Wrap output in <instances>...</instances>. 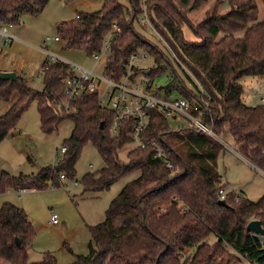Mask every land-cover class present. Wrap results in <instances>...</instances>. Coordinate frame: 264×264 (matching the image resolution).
Instances as JSON below:
<instances>
[{"label":"trees","instance_id":"1","mask_svg":"<svg viewBox=\"0 0 264 264\" xmlns=\"http://www.w3.org/2000/svg\"><path fill=\"white\" fill-rule=\"evenodd\" d=\"M127 1L128 6H123L117 0H105L99 11L60 23L58 34L65 47L92 56L100 54L105 39L112 37L111 56L104 65V76L112 82H121L127 75L131 83L135 82L139 70L131 67L128 71L134 53L143 51L153 56L157 66L164 64L172 71L180 95L206 107L203 120L215 138L188 127L171 132L165 114L158 107L148 108L149 122L143 137L164 150L174 170L153 158L154 148L150 146L144 150L130 148L127 163H122L119 153L131 145L134 120L119 122L117 133L112 135L115 112L99 103L97 92L83 95L61 114L64 80L72 75L71 67L62 60L47 59L42 65L44 81L40 92L29 88L18 76L13 82L0 80V102L7 105L0 114V142L36 101L45 134L55 131L63 119L72 121V133L62 143L66 152L58 164L43 168L37 175L1 172L0 193L8 189L40 190L49 181L58 185L61 176L74 179L80 151L92 143L104 167L82 178L84 192L108 190L135 170L139 175L110 202L104 221L90 228L89 254L74 255L71 264H264V237L246 230L252 220L264 228V197L255 203L243 197L235 202L236 193L230 191L226 206L219 205L218 189L224 185L217 170V158L223 149L220 141L228 138L242 158L264 173V103L246 106L238 83L245 76L264 78V20H258L259 4L264 10V0H228L229 10L225 13L217 10L216 0L196 25L187 13L209 0ZM47 2L0 0V26L18 25L23 15H39ZM143 15L166 43L195 92L184 86L158 47L134 28ZM185 25L192 29L197 41L185 40ZM114 26L119 29L116 36ZM159 69L143 74L153 78ZM144 90L148 92L150 87ZM170 90L168 87L164 91L167 94ZM34 237L24 210L2 204L0 264H58L49 253L40 262H28L26 248ZM186 250L190 252L181 261L179 253Z\"/></svg>","mask_w":264,"mask_h":264},{"label":"rangeland","instance_id":"2","mask_svg":"<svg viewBox=\"0 0 264 264\" xmlns=\"http://www.w3.org/2000/svg\"><path fill=\"white\" fill-rule=\"evenodd\" d=\"M117 1L123 6H128L127 0ZM215 1L209 0L199 9L187 13L191 23L194 25L199 23L206 13L212 10ZM104 3L105 0H48L39 15H23L18 25L3 26L10 39L0 35V72L15 73L26 81L29 88L40 92L44 81L42 65L47 59L54 57L71 67L75 66L104 78V65L108 56L105 52L98 59H94L83 51L66 48L61 39L58 42L54 41L55 37H59L60 23L73 21L80 14L99 11ZM259 7L258 20L261 21L264 20V10L260 4ZM217 10L220 13L227 12L228 0H219ZM134 28L158 47L171 62L184 86L195 92L194 86L176 66L166 43L148 26L142 28L135 22ZM182 32L186 41H197L188 25L183 26ZM131 67L139 70L135 75V82L132 83L137 85V88L145 89L149 86L150 94L161 97H165L164 90L168 87L171 90L167 95L170 93L173 98L179 94L176 91L178 81L172 71L164 64L157 66L153 56L139 51ZM158 67L161 69L157 70L159 73L153 78L143 74ZM238 83L242 87V102L246 106L258 105L260 102L257 94H264V78L245 76ZM106 91L105 84L100 82L98 93L105 101ZM3 104L0 102V114L5 111L2 110ZM167 125L171 132L188 127L187 122L178 116L169 118ZM72 130V121L63 119L55 131L45 134L40 127L38 103L33 101L19 119L15 129L0 142V173L33 176L43 168L54 166L56 159L54 155L58 154L61 159L62 143L70 137ZM221 142L224 147L217 158V170L226 191L240 194L251 202H258L264 197V173L242 158L231 140L224 138ZM130 148L132 145L119 153V160L122 163H127V152ZM103 167L104 161L96 147L92 143H87L76 161L74 179L61 178L57 180L58 185H53V182L49 181L46 188L33 189L21 194L14 189L0 193V207L4 203H10L22 208L32 225L35 237L32 244L26 248L28 262H40L43 255L49 253L58 264H71L74 255L89 254L88 246L92 240L90 228L104 221L110 202L126 183L139 175V171L135 170L118 179L108 190L84 192L80 183L82 178L88 174L98 173ZM53 215L57 221L56 225L51 224Z\"/></svg>","mask_w":264,"mask_h":264},{"label":"built area","instance_id":"3","mask_svg":"<svg viewBox=\"0 0 264 264\" xmlns=\"http://www.w3.org/2000/svg\"><path fill=\"white\" fill-rule=\"evenodd\" d=\"M76 18H78V16ZM137 23H139L140 27L142 28L148 26L153 33L157 34L156 31L152 28L146 16H141L138 19ZM113 32H115L116 36V34L119 33V29L114 26ZM0 35L5 37L6 39H10L5 27L3 26H0ZM158 37L160 38L159 35ZM111 39L112 37H108L105 39V41L103 42L102 52L100 54L92 55L94 59H98L103 52L108 55L107 57L111 56ZM47 41L48 39L45 41V44H47ZM54 41L58 42L60 41V38L55 37ZM5 42H7V40H5ZM137 56L138 53H134L133 55H131L130 63L128 66L129 72L131 71V63ZM143 58L145 57L143 56ZM50 60L54 61L56 59L52 57V59ZM70 73H72V75L66 77L64 80L65 91L59 104V110L61 114L68 111L69 105L80 99L83 95L92 94L94 92L98 93L99 83H104L105 87L107 88V91L105 92L107 95V101L103 100V98L99 96V103L103 107L109 108L115 112V119L110 128V133L112 135H115L117 133L119 122L131 119L134 120V125L130 134L132 145L131 149L144 150L147 146L153 147V158L163 161L165 167L171 171L174 170V166L170 162V160L166 158L164 150L155 142L147 140L143 137L149 122L146 109L158 107L168 119L175 118L177 116L181 117L187 122L188 128L198 130L212 138H215L211 131V128L207 126L203 120V114L206 111V107H202V105L197 100L190 101L180 94H177L173 98L171 97L170 93L169 95L166 94L165 97L150 94L149 91L146 92L144 89L137 88V85H132L128 75L121 82H112L105 76L104 78H99L93 73L75 66H72L70 68ZM201 92L203 93L202 89ZM256 92H258V90H256ZM257 95L259 97V102L264 103V94ZM195 112L199 113L198 116L194 115ZM65 152L66 148L62 147L60 149V153L64 154ZM54 156L56 158L54 165H56L60 162L61 159L56 153ZM61 178L63 179V176H61ZM28 190L29 189L26 188L17 189V192L21 194ZM228 193L229 191H226L225 187L219 188V199L225 201ZM241 200L242 196L240 194H236L234 201L240 202ZM51 224H57L54 215L51 217ZM189 252V250H186L184 253H179L181 257L180 260L184 261Z\"/></svg>","mask_w":264,"mask_h":264},{"label":"water","instance_id":"4","mask_svg":"<svg viewBox=\"0 0 264 264\" xmlns=\"http://www.w3.org/2000/svg\"><path fill=\"white\" fill-rule=\"evenodd\" d=\"M145 73L148 74L149 71ZM15 78V73L0 72V80H9L10 82H13ZM218 204L221 206H226V202L224 200H219ZM246 230L256 236L264 237V228L261 226V223L257 220L250 221L246 226ZM15 242L17 245L20 244L18 239H16Z\"/></svg>","mask_w":264,"mask_h":264},{"label":"crops","instance_id":"5","mask_svg":"<svg viewBox=\"0 0 264 264\" xmlns=\"http://www.w3.org/2000/svg\"><path fill=\"white\" fill-rule=\"evenodd\" d=\"M7 109V105H4L3 104V106H2V110L4 111V110H6ZM221 144H222V142H221ZM224 147V146H223ZM64 179V178H63ZM221 183H222V180H221ZM225 187V186H224ZM33 189H29L28 191H32ZM27 260H28V258H27Z\"/></svg>","mask_w":264,"mask_h":264}]
</instances>
